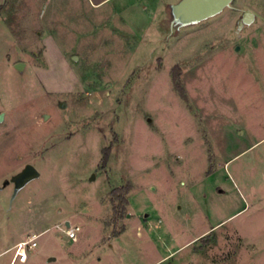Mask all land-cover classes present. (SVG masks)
Returning a JSON list of instances; mask_svg holds the SVG:
<instances>
[{
	"label": "rangeland",
	"instance_id": "1",
	"mask_svg": "<svg viewBox=\"0 0 264 264\" xmlns=\"http://www.w3.org/2000/svg\"><path fill=\"white\" fill-rule=\"evenodd\" d=\"M180 1L0 0V244L41 234L31 264H264V0L200 21Z\"/></svg>",
	"mask_w": 264,
	"mask_h": 264
},
{
	"label": "water",
	"instance_id": "2",
	"mask_svg": "<svg viewBox=\"0 0 264 264\" xmlns=\"http://www.w3.org/2000/svg\"><path fill=\"white\" fill-rule=\"evenodd\" d=\"M234 0H181L176 5V13L188 21H200L220 13L225 7L229 6ZM251 11H246L244 21L248 22L253 18ZM243 22H240V25ZM239 49V47H237ZM24 63L16 64L17 69H21ZM48 116H46L47 118ZM3 120V113L0 114V121ZM39 175V170L33 164H27L24 170L14 177L15 192H17L29 180ZM5 185L9 184L7 180ZM66 224L69 226L70 222Z\"/></svg>",
	"mask_w": 264,
	"mask_h": 264
},
{
	"label": "crops",
	"instance_id": "3",
	"mask_svg": "<svg viewBox=\"0 0 264 264\" xmlns=\"http://www.w3.org/2000/svg\"><path fill=\"white\" fill-rule=\"evenodd\" d=\"M115 1H117V0H87V2H89V4H91L94 7H98V8L105 6L111 2H115ZM0 21L5 23V21L1 17H0ZM8 31H9L10 36L12 38H14L11 30L9 29ZM30 235H31V233H29L25 239L20 238V236H19V237H16L15 239H13L12 241H10V243L0 244V264H31V258L33 257V254L31 253L32 250H30L29 259L26 262H20L18 260H15V255H14V250H13V247L18 242L26 240ZM38 244H39V242H38ZM53 256H55L54 253H49L47 255L45 264H55V262H57V260H58V257L57 256L53 257Z\"/></svg>",
	"mask_w": 264,
	"mask_h": 264
},
{
	"label": "built area",
	"instance_id": "4",
	"mask_svg": "<svg viewBox=\"0 0 264 264\" xmlns=\"http://www.w3.org/2000/svg\"><path fill=\"white\" fill-rule=\"evenodd\" d=\"M69 240L76 241L78 239V232L80 231V226L72 224L70 222L69 226L64 224V227H60ZM41 234L33 233L26 240L18 242L14 247L15 260L20 262H26L29 259V252L33 250L38 245V239Z\"/></svg>",
	"mask_w": 264,
	"mask_h": 264
},
{
	"label": "trees",
	"instance_id": "5",
	"mask_svg": "<svg viewBox=\"0 0 264 264\" xmlns=\"http://www.w3.org/2000/svg\"><path fill=\"white\" fill-rule=\"evenodd\" d=\"M177 86H178V84H177ZM106 158H108V151H107V155H106Z\"/></svg>",
	"mask_w": 264,
	"mask_h": 264
}]
</instances>
